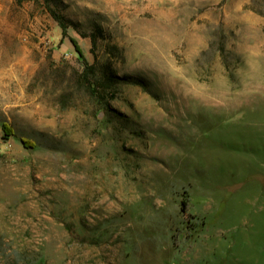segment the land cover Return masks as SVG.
<instances>
[{"label":"rangeland","instance_id":"374dc122","mask_svg":"<svg viewBox=\"0 0 264 264\" xmlns=\"http://www.w3.org/2000/svg\"><path fill=\"white\" fill-rule=\"evenodd\" d=\"M0 136V264H264V0H0Z\"/></svg>","mask_w":264,"mask_h":264},{"label":"trees","instance_id":"16d2710c","mask_svg":"<svg viewBox=\"0 0 264 264\" xmlns=\"http://www.w3.org/2000/svg\"><path fill=\"white\" fill-rule=\"evenodd\" d=\"M55 19L57 20V22H58V24H59V26L61 28V31L63 33V36H65V33H66L65 32L66 31L65 24L63 23V21L61 20L60 17H56ZM72 44H73V48L75 49V52L79 56V59L84 64V68H85L84 73H83V75H84V81L88 80V74L89 75L91 74L92 76L95 77L93 79L94 80V83H92V85H96L97 87H101V89H103L104 88V86H103V78L100 79L98 76L95 75V73H94V66L93 65H88L86 59L84 58V56H83V54L81 52V49L77 46L76 42L72 40ZM92 45L94 46V39L92 40ZM107 81H109V79H107ZM90 83L91 82L88 81V87L91 88V89H96L94 86L91 87V84ZM3 132L5 134H7V135H11V133H12L11 130H10V128L7 125H3ZM21 141H22L23 145H25V146H27V145L34 146V143L33 142H30L29 140L22 139Z\"/></svg>","mask_w":264,"mask_h":264},{"label":"built area","instance_id":"2783aa9c","mask_svg":"<svg viewBox=\"0 0 264 264\" xmlns=\"http://www.w3.org/2000/svg\"><path fill=\"white\" fill-rule=\"evenodd\" d=\"M2 144H3V138L2 136H0V154L2 153V148H1Z\"/></svg>","mask_w":264,"mask_h":264}]
</instances>
